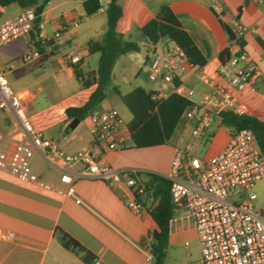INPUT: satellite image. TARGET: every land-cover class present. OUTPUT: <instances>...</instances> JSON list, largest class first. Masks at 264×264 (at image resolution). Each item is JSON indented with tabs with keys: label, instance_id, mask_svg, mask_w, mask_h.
Masks as SVG:
<instances>
[{
	"label": "crops",
	"instance_id": "0c3cea01",
	"mask_svg": "<svg viewBox=\"0 0 264 264\" xmlns=\"http://www.w3.org/2000/svg\"><path fill=\"white\" fill-rule=\"evenodd\" d=\"M40 1L37 0V3ZM100 2L102 7L98 11L86 15L82 0H48L40 13L39 35L51 37L52 35L43 28L44 24L55 30L63 22L69 24L76 22L74 33L63 31L60 38L51 39L52 44L40 43L44 48L40 50L42 55L37 60L27 63L21 60L22 62L17 65H9L16 75L28 72L36 78L39 74L38 78H34L32 85L37 82L44 83L47 79L53 81L55 89L46 90L53 98L54 113H50L48 119L42 123L32 117L31 120L33 126L44 136L56 140L61 148L70 152L92 148L96 141L89 116L79 120L75 126H69L71 119L66 116L64 111L66 106L63 104L67 92L62 87L60 72L64 70L67 77L72 78L74 89H77L80 85L73 75L69 55L80 57L79 65L83 71L95 69L96 66L93 68L89 65L91 54L87 52V42L97 38L105 29L107 0ZM117 2L121 14L116 22V29L125 40L137 43L136 51L144 53L146 58L144 65L147 70L152 59L172 42L164 37L156 43H150L140 32L141 25L154 15L162 4L169 5L178 15L182 25L205 56L202 65L194 68L185 65L173 80V83L181 82L184 90H193V94L189 96L192 101L211 92L214 83L223 82L218 71L221 64L219 53L232 46L222 23L231 29L236 21L246 26V31L241 37L242 47L258 69L251 84L241 90H235L234 95L244 113L264 119V49L258 41L264 43V0H219L218 11L212 10L210 0H117ZM20 8L21 5L17 2L4 5L0 20L13 17ZM96 13L103 14L102 22L101 19L91 20ZM75 15L83 17L78 21ZM103 23L104 27L100 29ZM93 31L98 33L92 37L81 38L92 34ZM20 54L13 58L19 56L21 59ZM41 58L44 59L40 60ZM24 64L33 65V68L23 71ZM0 65L5 70L6 61L1 53ZM113 69L112 79H115ZM159 84L157 81V87L149 90L158 91ZM136 85L146 88L141 83ZM171 92L172 83H167L162 90L161 98ZM105 98L100 106L116 108L115 105L106 102ZM31 109H28V115ZM55 112H58L57 117ZM53 115L54 120L51 118ZM130 117L131 114L126 120L119 117L118 129L125 134L123 146L117 149L102 147L98 149V157L115 168L133 173L137 185L143 188V182L147 180L146 172L166 174L178 147L170 141L152 146H133L126 125ZM54 121L56 123L50 126ZM193 124L192 120L181 114L176 127L177 133L181 135L187 132L189 136ZM0 132L3 134L0 149H7L15 140L24 138L14 114L7 108L0 109ZM205 133H208V128L194 141ZM231 133V129L226 127L210 155L217 153L224 146ZM208 137L213 140L215 135L213 136V132L211 135L208 133ZM140 155L149 156V163L135 159ZM31 168L51 185L50 189L20 181L8 171L0 170V264H95L96 259L99 260V264H150L145 257L144 248L148 235L157 227L148 212L149 207L157 200L152 194L154 183L149 186L147 192L143 188V193L139 194L141 197L138 199L133 188L124 183L120 186H111L105 181L85 175L83 165L80 163L49 162L44 149L41 148L34 150ZM63 172L73 175L75 195L80 198V202H76L74 196L62 192L66 187L59 179ZM131 198L142 204L139 210L127 206L126 200ZM58 230H62L86 248L90 257L86 260L64 246ZM200 257V247L189 210L185 205L173 204L168 221L163 264H201Z\"/></svg>",
	"mask_w": 264,
	"mask_h": 264
},
{
	"label": "built area",
	"instance_id": "2783aa9c",
	"mask_svg": "<svg viewBox=\"0 0 264 264\" xmlns=\"http://www.w3.org/2000/svg\"><path fill=\"white\" fill-rule=\"evenodd\" d=\"M214 11L219 9V0H210ZM36 4L21 6L11 18L0 20V46L30 34L34 30ZM4 5L0 3V16ZM77 23H61L51 37L44 34L36 37L39 43L61 37L63 31L74 33ZM230 40L228 57L219 66L222 83H214L212 91L192 101V89L184 90L182 83H173L177 73L185 65H198L188 60L184 50L171 43L162 53L157 54L149 64L148 78L160 82L155 98H161L167 83H172V92L188 98L182 114L193 121L189 141L193 142L206 128L219 124L216 114L221 110L244 113L236 102L235 90H241L252 82L258 67L247 51L238 44L246 31L236 21ZM34 40V37L31 36ZM39 48L27 49L20 54L23 62H32L41 57ZM71 63L78 62V55H69ZM207 81V80H206ZM7 108L15 116L24 138L15 140L7 149H0V170H6L23 182L36 184L45 189L51 185L40 178L31 168V158L36 148L44 149L49 162L61 164L80 163L85 175L105 181L111 186L122 183L133 188L134 193H143L133 173L115 168L98 157V149H117L123 146L125 134L118 129L120 118L113 106H97L88 116L91 120L95 144L92 148L66 151L56 140L44 136L30 121L20 96L10 87L0 65V109ZM3 134L0 132V142ZM135 172V170L133 171ZM169 180V193L174 205H185L192 216L201 264H264V204L255 205L254 191L257 180L264 181V151L259 147L253 131L244 127L230 134L224 146L215 154L200 158L189 148H176L169 170L164 175ZM65 183L62 190L66 195H75L73 175L63 172L59 177ZM126 204L139 210L142 204L131 198ZM145 257L151 262V234L145 244ZM99 264V260H94Z\"/></svg>",
	"mask_w": 264,
	"mask_h": 264
},
{
	"label": "trees",
	"instance_id": "16d2710c",
	"mask_svg": "<svg viewBox=\"0 0 264 264\" xmlns=\"http://www.w3.org/2000/svg\"><path fill=\"white\" fill-rule=\"evenodd\" d=\"M47 1L41 0L37 3V0H0L3 5L11 2H17L21 6L36 4L34 30L30 32V35L34 37V42L40 50L44 47L36 40L35 28L39 26L40 13ZM82 5L86 15H91L102 7L100 0H82ZM120 14L121 10L117 0H107L105 4V29L97 38L87 42V52L89 54L97 53L95 69L83 71L79 65L80 60L75 63L70 62L75 79L80 87L87 92L81 102L66 106L64 111L68 118L81 120L88 116L92 109L99 106L108 93H113L120 98L131 114L126 125L133 146H152L168 142L190 100L176 92H171L163 98H155V91L146 89L141 85H136L129 91L122 92L112 82V69L118 57L127 52L138 50L137 43L125 40L122 34L117 31L116 22ZM222 26L228 39H233L232 29L225 23H222ZM140 32L150 43H156L164 37L168 38L180 46L188 60L195 65H202L205 62V56L182 25L178 15L167 4L159 6L154 15L141 25ZM237 41L240 46L243 45L241 37ZM258 41L264 49V43ZM48 44H52V40H49ZM52 47L55 46L52 45ZM228 54V48L219 53L221 63L226 60ZM216 116L219 118V124L230 128L232 132L244 127L250 128L259 147L264 151V119L251 114L236 113L232 110H221ZM146 174L147 180L143 182L142 186L147 192L149 186L154 183L152 194L157 198L156 202L148 209L157 226L151 234L153 260L150 264H163L167 245L168 221L173 207L169 193V180L164 175L152 172H146ZM136 197L139 199L141 195L136 194ZM58 231L64 246L80 254L86 260L90 257L86 248L62 230Z\"/></svg>",
	"mask_w": 264,
	"mask_h": 264
},
{
	"label": "rangeland",
	"instance_id": "374dc122",
	"mask_svg": "<svg viewBox=\"0 0 264 264\" xmlns=\"http://www.w3.org/2000/svg\"><path fill=\"white\" fill-rule=\"evenodd\" d=\"M104 0H102L103 2ZM76 19L80 21L82 19L81 16L75 15ZM85 17V16H84ZM92 19L99 20L101 19V22L104 19V16L102 13H96L93 15ZM104 23L101 24V28L103 29ZM43 28L46 30V32L50 35L53 34L54 30L47 25L44 24ZM98 32H92V34H88L87 36H81V38H88L95 36ZM36 37V35H35ZM40 44V43H39ZM34 49L38 48L34 40L31 38L30 34L24 35L22 37L13 39L4 45L0 47V53L3 57V59L6 61V66L4 70L5 77L8 81V84L10 87L20 96L22 103L24 104L26 108V113L28 115V109L32 108L29 112V119L31 120V117L35 120L39 121V123H42V121H46L49 117L50 113H54V101L50 93L48 92V88H52V90L55 89L53 85V81L51 79H47L44 81V83H35L32 85L34 76L31 73H23L21 75H16L13 71L12 66L17 65L21 63V59H19V56L16 58H13L16 54L22 53L23 51L27 49ZM96 58L97 53H93L89 57V65L90 67L96 66ZM146 58L144 56V53H139L137 51H130L125 55H122L117 60L113 73L115 74V79L113 78L112 81L115 82L119 89L122 91H126L127 89L133 88L136 83H141L146 88H155L157 87V80H150L148 78V70L145 67ZM23 71L33 68V65L24 64L23 65ZM121 71V72H120ZM38 75H36V78H38ZM136 75V77L134 76ZM42 76V74H41ZM35 78V79H36ZM60 78L62 79V87L67 92V97L65 102L63 103L65 106L76 104L85 97L87 90L82 91L81 87L74 89V84L71 77H67L66 72L62 70L60 72ZM25 97H22L24 96ZM106 102L111 103L112 105H115L116 108L119 110V117L126 120L127 116L130 114L128 109L125 107V105L121 102L120 98L113 94L108 93L106 98ZM64 114V113H63ZM55 116H58V112H55ZM52 120H54V115L51 116ZM32 122V120H31ZM33 123V122H32ZM56 122L50 124V126H53ZM46 128V126L44 127ZM226 130V126L224 125H217L213 124L208 128V133L213 132V136L215 135L214 139H210L208 137V133L203 134L200 136L196 141L190 142L188 133L185 132L181 135L177 133V129L174 130V132L171 135L170 142L177 145L178 148L185 149L189 148V150L195 154L196 156L200 158H204L210 155L213 147L219 140V138L222 135V132ZM137 150V149H136ZM135 159H139V161H142L144 163H149L150 157L146 155H140L136 156ZM146 174V173H145ZM254 191L257 194V199L255 200V205L261 206L264 204V181L263 180H257L255 182Z\"/></svg>",
	"mask_w": 264,
	"mask_h": 264
},
{
	"label": "water",
	"instance_id": "95a60500",
	"mask_svg": "<svg viewBox=\"0 0 264 264\" xmlns=\"http://www.w3.org/2000/svg\"><path fill=\"white\" fill-rule=\"evenodd\" d=\"M39 30H40V27L37 26V27L35 28V34H36L37 36H38V34H39ZM78 121H79L78 118H72V119L70 120V122H69V126H70V127L75 126L76 123H77Z\"/></svg>",
	"mask_w": 264,
	"mask_h": 264
}]
</instances>
